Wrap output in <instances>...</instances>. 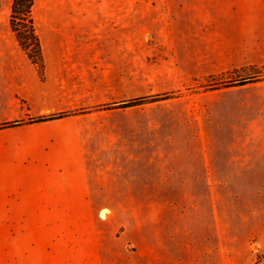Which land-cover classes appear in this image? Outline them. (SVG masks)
<instances>
[{"label":"rangeland","instance_id":"rangeland-1","mask_svg":"<svg viewBox=\"0 0 264 264\" xmlns=\"http://www.w3.org/2000/svg\"><path fill=\"white\" fill-rule=\"evenodd\" d=\"M11 5L0 0V35L22 49ZM174 8L36 0L38 35L57 24L66 47L123 49L122 104L142 102L93 111H104V139L110 132L123 143V160L113 161L135 182H159L166 199L63 218L62 248H41L40 234L0 233V264H50L56 255L63 264H264V58L234 48L230 35L177 22ZM206 168L224 183L196 184Z\"/></svg>","mask_w":264,"mask_h":264},{"label":"crops","instance_id":"crops-1","mask_svg":"<svg viewBox=\"0 0 264 264\" xmlns=\"http://www.w3.org/2000/svg\"><path fill=\"white\" fill-rule=\"evenodd\" d=\"M171 1L177 22L230 35L234 48L264 58V0ZM53 25L39 35L42 68L0 35V126L88 110L0 128V233L40 234L45 250L62 248L63 218H97L114 211L113 201L166 199L158 193L159 182H135L123 161H113L123 160V143L110 132L104 139V111H93L123 103V49L66 47L70 41ZM207 173L206 168L195 183H224ZM50 264H63L62 256Z\"/></svg>","mask_w":264,"mask_h":264},{"label":"trees","instance_id":"trees-1","mask_svg":"<svg viewBox=\"0 0 264 264\" xmlns=\"http://www.w3.org/2000/svg\"><path fill=\"white\" fill-rule=\"evenodd\" d=\"M36 0H12L11 14H10V26L12 32L15 34L21 48L25 51L33 64L42 68L44 66V58L42 54V45L40 37L37 33L36 21L34 17V8ZM30 48L34 49L32 52ZM142 102V99H134L126 102L125 104L118 105L119 107H130ZM108 107H115V105H102L96 107V109H104ZM88 112V110H77L73 112L61 113L55 116H44L39 118H30L25 121H16L7 123L0 126L4 127H18L27 123H38L53 119H60L70 115H78Z\"/></svg>","mask_w":264,"mask_h":264},{"label":"bare ground","instance_id":"bare-ground-1","mask_svg":"<svg viewBox=\"0 0 264 264\" xmlns=\"http://www.w3.org/2000/svg\"><path fill=\"white\" fill-rule=\"evenodd\" d=\"M102 215H103V213H102Z\"/></svg>","mask_w":264,"mask_h":264}]
</instances>
